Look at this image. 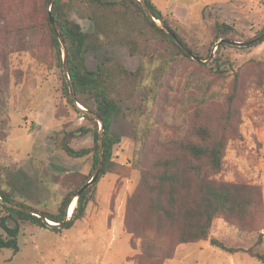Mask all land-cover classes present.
Segmentation results:
<instances>
[{
  "label": "rangeland",
  "instance_id": "rangeland-1",
  "mask_svg": "<svg viewBox=\"0 0 264 264\" xmlns=\"http://www.w3.org/2000/svg\"><path fill=\"white\" fill-rule=\"evenodd\" d=\"M152 2L178 37L206 59L197 54L200 61L181 57L175 46L140 22L128 31L135 41V53L130 54L125 44L113 38L97 35L84 52L86 68L95 71L108 60L127 71L141 67L144 82L160 77V83L155 80L157 96L148 116L151 141L146 155L157 150L156 141L174 134L181 120L204 121L212 133L223 131L226 138L222 170L215 178L259 183L264 206V41L250 46L226 43L218 49L213 42L218 29L240 41L264 32V0ZM69 15L82 31L94 32L90 19L73 12ZM117 76L124 77L117 86L120 109H137L141 87L122 73ZM62 77L65 80L52 62L44 35L6 31L0 18V187L12 190L17 200L40 212H56L65 194L87 180L91 168L90 154L76 156L74 152L93 142L91 133L79 127L95 126L68 102L61 89ZM228 108L231 114L227 117ZM109 129L120 137L113 146L112 160L123 164L126 173L96 178L89 185L93 199L85 215L68 229L57 231L51 229L53 225L22 221L19 250L0 249V264H135L138 240H131L123 229L125 200L138 178L132 122L119 112ZM64 139L73 153L64 147ZM72 200L76 203L75 197ZM211 237L237 251H221L210 245ZM256 245L264 251L260 208L241 224L215 217L207 240L179 244L163 264H263L241 251Z\"/></svg>",
  "mask_w": 264,
  "mask_h": 264
},
{
  "label": "trees",
  "instance_id": "trees-1",
  "mask_svg": "<svg viewBox=\"0 0 264 264\" xmlns=\"http://www.w3.org/2000/svg\"><path fill=\"white\" fill-rule=\"evenodd\" d=\"M144 1L154 19L170 27L166 15L162 14L152 0ZM47 2L48 0H0V18L4 21L6 31L30 30L32 33L44 35L51 49L52 62L62 73L61 47L49 21L48 13H51L64 41L67 72L76 100L84 109L98 115L102 121L103 160L97 179L106 173H126L127 168L123 164L112 160L113 146L119 142L120 137L111 132L109 126L111 119L119 112L132 122L136 144L133 165L137 168L138 178L134 189L125 200L123 229L131 236V240H138V252L133 257L135 264H163L165 260L172 258L179 244L207 240L212 221L217 216L227 223L241 224L255 208H260V213L264 215L259 183L230 182L215 178L222 170L226 138L223 131L212 133L206 122L191 117L181 120L176 132L156 141L157 150L146 155L147 144L151 141L148 116L151 113V103L157 96L156 84L160 83V77L144 82L143 76L140 77L141 67L136 71H127L118 62L109 64L108 60L95 71L86 68L84 52L94 44L97 35L113 38L125 44L130 54L135 53V41L128 31L140 22L147 31L175 46L181 57L191 58L167 32L146 16L140 1L53 0L50 9ZM70 12L90 19L95 27L94 32L82 31L80 25L70 17ZM227 38L240 41L227 36L224 29H218L213 42ZM262 41L264 37L259 40ZM223 45L226 43L220 42L217 49ZM196 54L199 56L197 52ZM119 73L141 87L142 100L135 110H121L117 104L120 97L117 86L124 78L117 76ZM61 79L62 92L71 106L80 111L68 98L67 83L64 77ZM155 80L158 82L155 83ZM230 114L231 109L228 108L226 116ZM194 115H198V112ZM81 116L95 126L94 129L79 127L81 132L91 133L93 142L91 146L74 152L76 156L91 155L88 180L99 161V127L93 117L82 111ZM226 128L227 126L223 127ZM67 151L73 153L70 148ZM87 180H83L74 192L65 194L58 203L56 212L41 211L48 220L59 224L51 226L52 230L68 229L85 215L87 204L93 199V194H88L90 186L78 195L70 217L63 222L72 195ZM0 199L29 206L17 200L12 190L1 187ZM0 208L3 210L0 214V249H9L13 253L19 250L17 238L22 221L48 226L40 217L31 213L1 202ZM209 243L227 253L237 251L212 237L209 238ZM132 249L135 246L132 245ZM241 251L264 264V251L259 245Z\"/></svg>",
  "mask_w": 264,
  "mask_h": 264
},
{
  "label": "water",
  "instance_id": "water-1",
  "mask_svg": "<svg viewBox=\"0 0 264 264\" xmlns=\"http://www.w3.org/2000/svg\"><path fill=\"white\" fill-rule=\"evenodd\" d=\"M53 0H48L47 2V6H48V9H50V5L52 3ZM140 1L142 7H143V10L146 14V16L152 20L153 22H155V24H157L159 27H161L165 32H167L172 38L173 40L176 42V44L186 53L188 54L192 59H195L197 61H200L199 57L178 37V35L176 34V32L174 30H172L170 27L164 25V24H161L160 22L157 23L156 19H154V17L150 14V11L146 5V2L144 0H138ZM48 16H49V21H50V24H51V27L59 41V44H60V47H61V55H62V71H63V74L65 76V80H66V83H67V88H68V92H69V98L71 100V103L76 106L77 108H79V110H81L84 114H87L91 117H93L98 123H99V132H98V137H97V146H98V154H99V161H98V164H97V167L93 173V175L90 177V179L85 182L80 188H78L76 190V192L72 195V199L77 198L78 195L81 194V192L86 189L89 185H91L94 180L97 178L98 174L100 173L101 171V166H102V160H103V145H102V137H103V129H102V121L100 119V117L98 115H96L95 113H92L86 109H84L83 107H80L79 103L77 102L76 100V97H75V94H74V90H73V86H72V83H71V80H70V77L68 75V72H67V62H66V49H65V46H64V41L62 39V36L57 28V25L51 15V13L49 12L48 13ZM264 37V32H262L260 35L250 39V40H246V41H235V40H229V39H220L216 42V47L220 44V42H225V43H229L231 45H237V46H247V45H250L252 43H255L259 40H261V38ZM64 147L67 149V145H66V139H64ZM0 202L2 204H5L7 206H10L14 209H17V210H21V211H24V212H28V213H31L33 215H36L38 217H40L42 219V221H44L45 223H47L48 225H57L59 226L58 223H50L48 221V219L44 216V214L32 207H29V206H23V205H20V204H15V203H10V202H7V201H4L2 199H0ZM71 202V201H70ZM70 204V203H69ZM68 204V206H69ZM68 206L65 210V217H64V220L63 222L67 219L66 217V213L68 212Z\"/></svg>",
  "mask_w": 264,
  "mask_h": 264
},
{
  "label": "bare ground",
  "instance_id": "bare-ground-1",
  "mask_svg": "<svg viewBox=\"0 0 264 264\" xmlns=\"http://www.w3.org/2000/svg\"><path fill=\"white\" fill-rule=\"evenodd\" d=\"M80 105V104H79ZM81 106V105H80ZM74 203H75V200H71L69 206H68V212H67V215H70L72 209H73V206H74ZM50 223H54L53 221H50L48 220Z\"/></svg>",
  "mask_w": 264,
  "mask_h": 264
},
{
  "label": "crops",
  "instance_id": "crops-1",
  "mask_svg": "<svg viewBox=\"0 0 264 264\" xmlns=\"http://www.w3.org/2000/svg\"><path fill=\"white\" fill-rule=\"evenodd\" d=\"M180 260V259H179ZM183 261H180V262H178V263H182Z\"/></svg>",
  "mask_w": 264,
  "mask_h": 264
},
{
  "label": "built area",
  "instance_id": "built-area-1",
  "mask_svg": "<svg viewBox=\"0 0 264 264\" xmlns=\"http://www.w3.org/2000/svg\"><path fill=\"white\" fill-rule=\"evenodd\" d=\"M80 107H82V106H80Z\"/></svg>",
  "mask_w": 264,
  "mask_h": 264
},
{
  "label": "flooded vegetation",
  "instance_id": "flooded-vegetation-1",
  "mask_svg": "<svg viewBox=\"0 0 264 264\" xmlns=\"http://www.w3.org/2000/svg\"><path fill=\"white\" fill-rule=\"evenodd\" d=\"M256 37V36H255Z\"/></svg>",
  "mask_w": 264,
  "mask_h": 264
}]
</instances>
